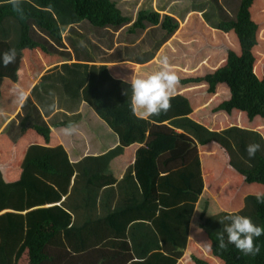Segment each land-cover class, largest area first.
Segmentation results:
<instances>
[{"label": "trees", "instance_id": "1", "mask_svg": "<svg viewBox=\"0 0 264 264\" xmlns=\"http://www.w3.org/2000/svg\"><path fill=\"white\" fill-rule=\"evenodd\" d=\"M23 1L35 8L56 7L62 1L72 3L76 14L70 21L72 26L65 41L58 26L44 21L39 14L27 19L24 8L22 16L9 9L0 11V22L11 15L20 23V49L41 48L65 61L76 60V63L63 64L50 71L26 97L21 112L5 130L14 143L29 130L49 142L51 127H60L58 121L61 119L71 120L63 123L64 126L73 123L72 119H80L81 115L76 113L80 111L79 103L86 101L91 105L93 95L106 98L114 106H123L131 95L128 82L115 79L108 65L125 61L149 62L180 29V20L184 21L187 13L194 9L202 10L205 22L212 29L232 33L237 39L239 53L228 50L225 61L213 72L181 79L180 86L204 84L209 95L215 94L218 86L226 87L229 98L221 102L215 112L231 115L239 111L247 114L252 122L264 119V77L258 76L256 53L260 24L252 11L256 0H156L159 10L167 11L164 13L152 8V0ZM3 2L7 0H0ZM96 9L99 10L96 12ZM9 48L6 41L0 40V52ZM21 63V57L17 56L14 63L0 65V89L5 79L18 81L17 70ZM74 95L78 100H74ZM63 110L73 113V117ZM192 113L190 100L181 94L172 97L171 108L160 116L143 119L133 114L140 125L149 129L148 141L160 136L175 139L174 149L159 158L160 176L149 186L157 202L89 221L81 227L60 229L41 248L43 259L35 264H86L81 260L82 254L93 255L87 264H126L134 254L145 255L147 248L162 250L175 259L183 258L188 247L190 222L204 183L193 138L177 133L166 122ZM226 150L235 152L234 145L230 143ZM235 155L247 161L245 149L238 148ZM31 164L43 173H56L47 155L32 160ZM253 165L251 169L242 170V175L249 184L264 186V157L255 159ZM254 206L261 227H264V204L253 199ZM31 230H26L23 215L0 216V264H18L25 251H30L26 240ZM217 236L215 231L207 233L208 253L217 259L212 263L192 255L194 264H264V235L254 240L260 249L256 255H245L231 244L221 248ZM129 240L133 242L134 252ZM153 242L156 248L152 247ZM30 255L34 257L33 253Z\"/></svg>", "mask_w": 264, "mask_h": 264}, {"label": "crops", "instance_id": "2", "mask_svg": "<svg viewBox=\"0 0 264 264\" xmlns=\"http://www.w3.org/2000/svg\"><path fill=\"white\" fill-rule=\"evenodd\" d=\"M151 6L161 13L167 12L159 10L156 0H152ZM11 23L12 21H8L7 25ZM202 31L210 38L207 43L203 41ZM220 33L224 36L230 35L209 27L202 10L194 9L187 13L184 21L180 20V29L149 62L136 64L125 61L108 66L115 79L128 82L134 77H143L158 70L159 58L167 55L171 69L179 80L202 77L220 65L213 64L215 50L213 37ZM60 34L65 41L66 34L62 31ZM0 40L6 41L10 47H15L17 56L22 59L17 70L18 81L5 79L0 89V216L14 213L25 217L26 230L32 229L30 233L28 232L29 235L26 233L27 240L30 237L33 241L32 250L35 252L34 257H29V250H26L18 264H35L43 259L41 248L60 229L66 226L81 227L89 221L139 209L148 203H156L157 199L150 194L149 186L153 179L160 176L159 158L174 149L175 139L160 136L156 140L148 141L149 129L135 120L133 114L141 117L132 109L129 101L118 107L104 97L93 95L91 105L86 101L79 103L80 111L76 113L80 114L81 118L72 119L78 128L73 136L65 137L61 134L60 130L64 126L62 124L71 121L61 119L58 121L60 127H51L49 142L34 130H29L17 142H12L5 130L11 120L21 112L22 106L16 102L12 88L16 84L23 86L27 92L26 97H29L33 88L41 83L46 74L63 64L73 65L76 60L58 59L56 54L51 55L41 49L53 60L48 64L40 58L42 68L36 73H31L23 67V53H26V50L19 48L20 33L10 29L0 36ZM54 58H57L56 61ZM36 62L37 60L33 63L37 65ZM221 91H224L223 99L217 101ZM181 94L190 100L193 113L166 122V125L177 133H185L193 138L200 158L204 183L202 195L190 222L188 247L181 259L170 257L159 249L147 248L145 255L134 254L133 259L126 264H188L187 261L192 263V255L200 256V253L203 254L201 257L207 258L208 261L215 260L208 254V250L200 247V237L195 239L200 230L196 226L203 225L204 220H208L214 226V217L211 218L210 212L207 211V208H214V194L211 193L212 199L209 201L210 195L206 184L208 177H205L204 162L209 153L212 155L211 158H214L212 146L214 142L213 139L205 140L204 144L198 142L196 140L198 133L191 132L193 128L198 127L212 131L210 127H214V119L223 114L215 112V109L221 102L227 100L230 94L223 86H218L215 94L209 95L204 84H190L186 87L178 84L173 96ZM74 100H78L75 95ZM63 111L71 117L74 115L70 111ZM207 117L210 122L206 121ZM206 149L210 152L205 151ZM46 155L56 170L53 175L43 173L31 164L32 160L41 159ZM239 161L245 163L242 158ZM209 185L214 192L216 184ZM220 185L223 186V183ZM31 199L35 200L34 203ZM200 215L204 216L201 221ZM194 227L196 235L193 233ZM206 230L207 236L211 230ZM129 244L134 252L133 242L129 240ZM152 244V247L156 248L154 247L156 243ZM80 256L87 264V260L93 255Z\"/></svg>", "mask_w": 264, "mask_h": 264}, {"label": "rangeland", "instance_id": "3", "mask_svg": "<svg viewBox=\"0 0 264 264\" xmlns=\"http://www.w3.org/2000/svg\"><path fill=\"white\" fill-rule=\"evenodd\" d=\"M37 7V6H36ZM22 8L26 11V15L28 16L27 19H30L29 16H35L39 14L40 17H43L44 21L51 22L55 26H59V31L64 32V34H68L70 32V21L73 19V16L76 14L74 13V7L72 3L67 1L60 2L56 7H47L41 8L37 7L38 10L33 7L30 2L25 3L22 2ZM11 10V6L7 2L0 3V11ZM99 9H96L97 12ZM93 11L92 13L94 14ZM253 15L254 19L260 24V33H259V47L256 49V53L258 56V64H257V71L258 76L260 78L264 77V0H256V3L253 5ZM90 12V11H89ZM91 13V12H90ZM5 20L0 22V36L8 32L10 29L15 31L16 33L21 32L20 23L12 17L11 15H7ZM38 16V15H37ZM48 16V17H47ZM56 17V19H55ZM8 21H12L11 24H8ZM50 24V23H49ZM67 26V27H65ZM204 32L203 41L207 43V40H210L207 36L208 34ZM217 34V33H216ZM19 35V34H16ZM206 37V38H205ZM214 66L221 64L225 58L226 53L228 50H233L237 54L239 53V46L237 39L235 36L230 33V35H214ZM26 53H23L24 62L23 67L27 70H30L31 73H36L37 70L42 68L41 66V59H44L46 63L51 64L52 57L49 55L44 54V52L40 49H25ZM42 52V53H41ZM58 59H62L57 56ZM57 58H54L56 61ZM37 60V65L33 62ZM26 61V62H25ZM43 70V69H42ZM225 90L228 92V89L224 87ZM224 91L219 92L220 97L217 101L223 99L222 95ZM258 121L252 122L247 114L234 111L233 114L227 115L223 113L217 119H214V127H210L211 130H207L208 128L205 127H198L193 128L191 133H198L196 136V140L198 142H204L207 139H213L214 142L212 146H214V158H211L212 155L210 150L208 151L209 157L204 160L205 162V177L206 179L207 192L210 195L209 201L212 199V194H214V208H207V211L210 212L211 218L214 217V226L210 224L208 220L203 221V225H197L200 230L197 234V238L200 239L201 245L206 250H209V240L206 236V229L215 231L216 233L223 232L221 229H224V225L220 223V220L224 215L231 214V213H238L241 215H245L251 217L252 221L261 226V223L257 217L256 207H253V199H255L256 192H264V186L261 185H253L249 184L245 177L242 175V170L251 169L254 165L255 159L257 160L258 157H264V119L257 118ZM207 122L209 121V117L206 119ZM214 132V134H213ZM224 138V139H223ZM104 141H107L104 139ZM234 145L235 152L231 153L228 149V144ZM251 143H259L262 145V149L258 151L253 158H249L246 155L247 161L242 164L239 161L238 156L235 155L237 153L238 148L240 150L246 151L247 145ZM242 146V147H240ZM246 146V147H245ZM28 159V158H27ZM25 159V160H27ZM31 161V160H30ZM29 161V162H30ZM207 169L209 171H207ZM228 178V179H227ZM223 183V186L219 184ZM216 184L214 187V192L212 190V186L209 184ZM219 184V185H218ZM222 186V187H220ZM207 194V193H206ZM32 203H34V199H31ZM217 206H221L218 208ZM200 221L203 220L204 216L200 215ZM200 223V222H199ZM206 229H204V227ZM216 226V227H215ZM215 229V230H213ZM194 235H196V228L194 227L193 230ZM202 234V235H201ZM199 235V236H198ZM206 236V238H205ZM27 245L29 246V257L31 256L30 253L32 252L33 248V241L30 237L27 240ZM204 243V244H202ZM206 246V247H205ZM208 252V251H207ZM209 254V253H208ZM200 257L203 254H199ZM203 258V257H202ZM212 258V256H211ZM207 259V258H206ZM217 259V258H215ZM220 261V259H218ZM189 264L190 261H187ZM223 263V262H222Z\"/></svg>", "mask_w": 264, "mask_h": 264}, {"label": "clouds", "instance_id": "4", "mask_svg": "<svg viewBox=\"0 0 264 264\" xmlns=\"http://www.w3.org/2000/svg\"><path fill=\"white\" fill-rule=\"evenodd\" d=\"M7 3L13 11L23 15L22 0H7ZM16 57V48L10 47L7 51L0 52V65L12 64L16 61ZM178 84L179 77L171 69L169 58L167 55H162L159 58L158 70L128 81V89L131 91L130 106L143 119L160 116L171 108V99ZM11 91L16 102L23 105L27 96L25 88L16 84ZM60 131L65 137H71L78 131V128L75 123L70 122ZM261 149V144L251 143L246 147L247 156L253 158ZM254 195L257 203L264 204V192L258 191ZM220 223L224 225L223 232L218 233L217 236L221 248L231 244L245 255L259 253V246L254 244V240L264 235V227L254 223L251 217L238 213L224 215Z\"/></svg>", "mask_w": 264, "mask_h": 264}]
</instances>
